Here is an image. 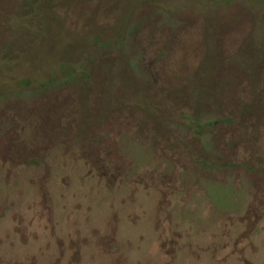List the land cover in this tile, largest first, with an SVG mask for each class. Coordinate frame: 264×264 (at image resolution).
Segmentation results:
<instances>
[{
    "label": "rangeland",
    "instance_id": "1",
    "mask_svg": "<svg viewBox=\"0 0 264 264\" xmlns=\"http://www.w3.org/2000/svg\"><path fill=\"white\" fill-rule=\"evenodd\" d=\"M0 0V264H264V0Z\"/></svg>",
    "mask_w": 264,
    "mask_h": 264
},
{
    "label": "trees",
    "instance_id": "2",
    "mask_svg": "<svg viewBox=\"0 0 264 264\" xmlns=\"http://www.w3.org/2000/svg\"><path fill=\"white\" fill-rule=\"evenodd\" d=\"M36 1H40V0H32V4L35 6V3H37ZM234 0H214L215 4L217 5H222V4H230L232 3ZM38 4V3H37Z\"/></svg>",
    "mask_w": 264,
    "mask_h": 264
}]
</instances>
